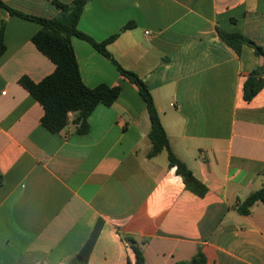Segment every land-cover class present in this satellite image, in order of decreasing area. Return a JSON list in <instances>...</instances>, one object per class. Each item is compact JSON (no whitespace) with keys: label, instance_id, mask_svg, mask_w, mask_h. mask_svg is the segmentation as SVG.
Instances as JSON below:
<instances>
[{"label":"crops","instance_id":"obj_1","mask_svg":"<svg viewBox=\"0 0 264 264\" xmlns=\"http://www.w3.org/2000/svg\"><path fill=\"white\" fill-rule=\"evenodd\" d=\"M2 1L37 17L61 12L54 0ZM2 28L0 264H67L95 231L89 264H135L128 238L145 264L187 262L200 249L206 264H264V203L249 215L236 209L264 186V87L244 99L264 58L248 45L237 53L219 33L264 47V0H90L78 24L97 42L119 34L108 51L144 80L173 151L208 187L204 198L168 161L148 158L151 122L139 89L78 37L83 82L121 94L94 110L87 134L45 128L43 107L19 83L56 68L33 43L41 26L0 9Z\"/></svg>","mask_w":264,"mask_h":264},{"label":"trees","instance_id":"obj_2","mask_svg":"<svg viewBox=\"0 0 264 264\" xmlns=\"http://www.w3.org/2000/svg\"><path fill=\"white\" fill-rule=\"evenodd\" d=\"M89 1L74 0L70 4H63L54 0L61 12L56 17L45 18L24 14L12 9L0 0V9L6 13L36 22L41 26V29L33 37V43L56 66L54 72L41 82L36 83L27 76L19 80V83L43 107L44 115L41 118V123L52 133L63 132L67 127L72 126L77 133L87 134L90 131L89 118L94 110L100 104L111 107L119 98L122 91L120 86L100 84L91 88L83 82L72 38L83 39L108 58L121 75L139 89V93L147 105L151 122V129L148 134L151 149L148 152V158L152 159L166 151L169 167L175 168L176 174L182 178L186 190L200 198H204L209 192L208 187L194 175L187 164L173 151L155 100L144 80L135 72L123 68L108 51L107 45L117 38L119 34L110 37L106 41L97 42L79 30L80 18ZM133 26V23H129L122 31L131 29ZM219 33L223 40L237 53L241 52L244 45H248L254 49L257 56L264 58V47L247 39L242 34L224 31H219ZM5 49L4 28H2L0 34V58ZM263 74L264 66L253 71L246 79L244 83V99L246 101H251L264 87ZM2 179V176H0V183ZM256 203H264V186L250 194L244 201L239 202L236 205V209L241 215H249ZM97 235V231L93 232L80 251L69 258L66 263L89 264ZM128 241L135 254V264H145L142 247L131 238H128ZM179 264H206V258L200 249L192 260L180 262Z\"/></svg>","mask_w":264,"mask_h":264},{"label":"rangeland","instance_id":"obj_3","mask_svg":"<svg viewBox=\"0 0 264 264\" xmlns=\"http://www.w3.org/2000/svg\"><path fill=\"white\" fill-rule=\"evenodd\" d=\"M159 159H160L161 161H168V159H167V152H166V151L162 152V153L159 155Z\"/></svg>","mask_w":264,"mask_h":264}]
</instances>
